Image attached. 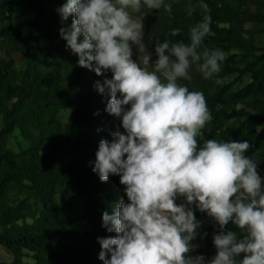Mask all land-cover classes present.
<instances>
[{
    "label": "trees",
    "instance_id": "1",
    "mask_svg": "<svg viewBox=\"0 0 264 264\" xmlns=\"http://www.w3.org/2000/svg\"><path fill=\"white\" fill-rule=\"evenodd\" d=\"M64 2L0 0V246L11 255L0 264H27L28 255L35 264H103L98 240L116 235L102 227V215L114 207V186L92 171L99 142L120 126L105 110L107 90L101 95L94 87L111 73L98 77L78 66L59 34L72 20L61 23L57 9ZM166 2L171 13L142 9L144 23L154 27L160 42H187L189 28L206 14L203 2L210 9L211 32L202 47L224 54L221 70L204 78L210 93L179 81L204 94L212 115L198 142L248 141L245 155L257 161L264 180V44L253 43L254 27L264 26V0ZM189 7L195 8L191 15ZM234 22L252 29L243 31ZM177 28L180 35L171 36ZM226 76L234 80L215 85ZM244 78L241 87L230 90ZM64 111L69 113L62 121ZM15 132L24 142L17 149L8 146ZM12 191L23 197L16 205ZM32 205L39 207L37 214L30 213ZM195 216L202 226L191 243L199 247L189 255H203L207 262L216 254L212 237L219 226L206 213L195 210ZM233 228L229 224L225 230Z\"/></svg>",
    "mask_w": 264,
    "mask_h": 264
},
{
    "label": "clouds",
    "instance_id": "2",
    "mask_svg": "<svg viewBox=\"0 0 264 264\" xmlns=\"http://www.w3.org/2000/svg\"><path fill=\"white\" fill-rule=\"evenodd\" d=\"M200 8L206 14L187 42H156L155 60L144 43L142 9L171 13L166 0H65L57 9L61 23L72 17L59 34L78 66L98 77L111 73L94 87L107 90L105 110L123 129L99 142L92 168L101 182L119 176L126 197L102 215V227L116 234L98 240L103 264H264V180L245 155L251 145L208 139L201 146L197 137L212 115L202 92L178 82L192 79L193 65L206 79L221 70L223 52L202 47L211 16L207 4ZM195 210L219 226L207 262L189 255L202 226Z\"/></svg>",
    "mask_w": 264,
    "mask_h": 264
},
{
    "label": "rangeland",
    "instance_id": "3",
    "mask_svg": "<svg viewBox=\"0 0 264 264\" xmlns=\"http://www.w3.org/2000/svg\"><path fill=\"white\" fill-rule=\"evenodd\" d=\"M232 25L239 27L241 30L243 29V31H247L248 29H252L250 24H243L240 22H234L232 23ZM255 32L253 34V43L255 46H261L264 44V33L261 32L264 29V26L262 24H258L254 27ZM154 27H152L150 25V23H144V43L145 45L148 47V50L153 52V56L152 59L155 60V54H154V46L156 42H160L159 39L156 37L155 35V31H154ZM133 59H137V53H136V49L133 48ZM189 74L191 75L192 79L188 82L190 85L192 86H199V88H201V90H206L207 92H211V89L208 87L207 83L205 82L204 76L203 74L199 71L198 67H193L190 69ZM234 80L233 76H226L224 78H218L215 81V85H218L220 83H229L232 82ZM179 82V81H178ZM245 82V78L244 80H240L237 81L236 83H234L231 87L230 90L234 91L237 88L241 87L243 85V83ZM215 85L212 87L214 88ZM197 88V89H199ZM200 90V89H199ZM109 96L107 94L106 96V100L108 101ZM69 111H64L61 113V120L65 121L67 115H68ZM261 129H264L263 127H260ZM122 132L123 129L121 128V126H116L114 128V130L111 132L115 133V132ZM110 134V138L109 141H111L112 139V135ZM19 144H24L23 140L21 139V137H19V135L17 134V132H15L8 140V146L12 147L14 149H17V146ZM109 182L112 186H114V191L115 193L113 194V199H114V207L110 213V216L114 213L116 207L118 206L119 201L121 200H125L126 201V197L124 195V188L122 185H120L119 183V176H110L109 177ZM120 193H122V195H120ZM10 199L13 205H16V202L18 200L23 199L22 196H19L15 191H12L10 193ZM177 204L180 203H184L183 198H178L176 201ZM38 209L39 207L36 209L33 205L31 206V210L30 213H34L37 214L38 213ZM27 221H31L30 218L26 219ZM238 259H243L242 257H239ZM11 260V255L10 253L3 247L0 246V261H10ZM24 261L27 264H35L33 259L28 255L27 257L24 258Z\"/></svg>",
    "mask_w": 264,
    "mask_h": 264
}]
</instances>
